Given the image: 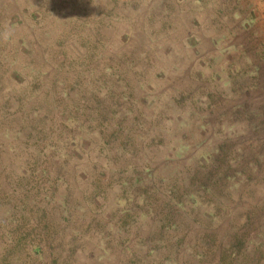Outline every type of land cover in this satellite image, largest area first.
Here are the masks:
<instances>
[{"label": "rangeland", "instance_id": "1", "mask_svg": "<svg viewBox=\"0 0 264 264\" xmlns=\"http://www.w3.org/2000/svg\"><path fill=\"white\" fill-rule=\"evenodd\" d=\"M0 264H264V0H0Z\"/></svg>", "mask_w": 264, "mask_h": 264}]
</instances>
